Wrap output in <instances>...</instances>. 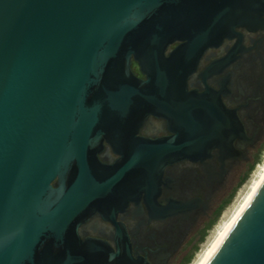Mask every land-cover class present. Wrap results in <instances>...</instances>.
<instances>
[{"label": "water", "instance_id": "water-1", "mask_svg": "<svg viewBox=\"0 0 264 264\" xmlns=\"http://www.w3.org/2000/svg\"><path fill=\"white\" fill-rule=\"evenodd\" d=\"M263 24L264 0H0V264H151L117 216L142 197L153 218L186 212L157 202L164 169L241 156L235 111L189 79ZM150 116L172 134L139 135ZM98 214L116 247L82 238ZM207 264H264V180Z\"/></svg>", "mask_w": 264, "mask_h": 264}, {"label": "flooded vegetation", "instance_id": "flooded-vegetation-1", "mask_svg": "<svg viewBox=\"0 0 264 264\" xmlns=\"http://www.w3.org/2000/svg\"><path fill=\"white\" fill-rule=\"evenodd\" d=\"M133 68L145 77L136 62ZM207 87L219 94L243 124L246 138L234 140L243 153L223 163L217 151L205 162L182 160L164 169L157 202L164 207L191 202L186 212L153 218L142 197L118 214L117 222L131 241L135 256L146 257L151 264H188L258 159L264 146V24L254 29L238 27L235 36L205 51L189 79V88L204 92ZM171 134L167 120L157 116H150L139 131L150 138ZM99 156L106 163L121 157L108 143ZM116 235L117 226L99 214L81 227L82 238H100L113 247Z\"/></svg>", "mask_w": 264, "mask_h": 264}, {"label": "rangeland", "instance_id": "rangeland-1", "mask_svg": "<svg viewBox=\"0 0 264 264\" xmlns=\"http://www.w3.org/2000/svg\"><path fill=\"white\" fill-rule=\"evenodd\" d=\"M264 167V146L261 148L258 159L248 172L247 178L236 188L230 202L223 209L215 223L211 226L205 237L200 241L194 251L188 264H197L201 260V256L207 251L208 247L214 242L217 236L225 228L228 221L239 209L242 202L250 192L253 183L259 178Z\"/></svg>", "mask_w": 264, "mask_h": 264}, {"label": "bare ground", "instance_id": "bare-ground-1", "mask_svg": "<svg viewBox=\"0 0 264 264\" xmlns=\"http://www.w3.org/2000/svg\"><path fill=\"white\" fill-rule=\"evenodd\" d=\"M264 180V167L261 175L259 178L253 183L252 188L250 189V192L246 196L245 200L242 202L239 209L235 212V214L231 217V219L228 221L225 228L221 231V233L217 236V238L214 240V242L208 247L207 251L201 256V260L197 264H207L211 257L214 255L222 241L225 239L231 228L233 227L234 223L237 221L239 216L243 213V211L246 209V207L249 205L255 194L257 193L259 187L261 186L262 182Z\"/></svg>", "mask_w": 264, "mask_h": 264}, {"label": "trees", "instance_id": "trees-1", "mask_svg": "<svg viewBox=\"0 0 264 264\" xmlns=\"http://www.w3.org/2000/svg\"><path fill=\"white\" fill-rule=\"evenodd\" d=\"M248 176V173L246 174V176L242 179V182L247 178Z\"/></svg>", "mask_w": 264, "mask_h": 264}]
</instances>
